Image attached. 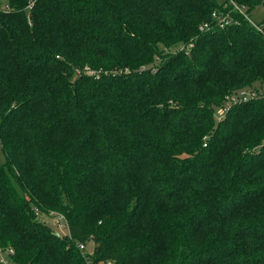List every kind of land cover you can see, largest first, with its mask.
Masks as SVG:
<instances>
[{
  "label": "trees",
  "instance_id": "16d2710c",
  "mask_svg": "<svg viewBox=\"0 0 264 264\" xmlns=\"http://www.w3.org/2000/svg\"><path fill=\"white\" fill-rule=\"evenodd\" d=\"M2 2L0 264H264V0Z\"/></svg>",
  "mask_w": 264,
  "mask_h": 264
},
{
  "label": "rangeland",
  "instance_id": "374dc122",
  "mask_svg": "<svg viewBox=\"0 0 264 264\" xmlns=\"http://www.w3.org/2000/svg\"><path fill=\"white\" fill-rule=\"evenodd\" d=\"M0 6L4 7V3L2 2V0H0ZM264 16V4H260L256 7H254L251 12H250V17L254 22H259ZM255 88H253L255 91L259 92V93H264V84L260 85L259 83H255L254 85ZM249 88H244V91H246ZM242 89H238L237 92L231 94L230 96H237L240 95V91ZM230 102V101H229ZM229 102H226V106L229 104ZM226 108H215L214 112H213V116L215 119L220 118L225 111ZM0 159H3V155L0 151ZM38 217L44 221L45 223H47L51 228L54 229L55 232H57L58 234H66L67 233V227L64 223L63 217L62 215L58 214V213H39ZM91 247L92 244L89 243L86 245V250H88V252L91 251ZM7 251L6 250H1L0 249V260H7ZM98 264H105L104 262H99Z\"/></svg>",
  "mask_w": 264,
  "mask_h": 264
},
{
  "label": "built area",
  "instance_id": "2783aa9c",
  "mask_svg": "<svg viewBox=\"0 0 264 264\" xmlns=\"http://www.w3.org/2000/svg\"><path fill=\"white\" fill-rule=\"evenodd\" d=\"M233 6H234V8H236V10L244 13L243 14L244 17L250 22V24H252V26H254L258 30L261 28L260 25L258 24V22H254L251 19L250 15L247 14L246 12H244L243 9L239 8L237 5H234V4H233ZM212 18L216 21V23L219 27H224L225 25L232 23V21H233L231 16H230L229 11H223V10H214L212 13ZM233 22L235 23V21H233ZM204 26H208L207 23H205ZM255 94H260V93L255 91L254 89H251V88L247 89L246 91H244V89H242L240 91V95H237V96L232 95V97L229 96L227 102H229V101L233 102L237 99L244 100V99L249 98ZM80 248H83V244H80ZM107 264H109V263H107Z\"/></svg>",
  "mask_w": 264,
  "mask_h": 264
}]
</instances>
